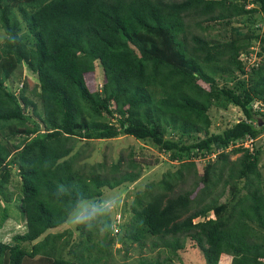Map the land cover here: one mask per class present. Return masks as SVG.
I'll use <instances>...</instances> for the list:
<instances>
[{
    "label": "trees",
    "instance_id": "16d2710c",
    "mask_svg": "<svg viewBox=\"0 0 264 264\" xmlns=\"http://www.w3.org/2000/svg\"><path fill=\"white\" fill-rule=\"evenodd\" d=\"M255 12L264 14V0H0V221L13 214L25 225L8 242L0 239V264H33L36 257L34 264H100L111 256L82 226L74 243L62 240L71 229L50 232L65 223L53 191L63 183L72 189L66 200L81 193L99 198L104 187L135 181L141 170L121 166H140L123 156L108 174L100 171L105 162L89 169L76 164V141L121 135L149 140L181 165L130 205L124 230L130 245L148 243L166 253L139 264L172 260L186 238L201 249L205 264H218L222 254L230 264H264V143L258 142L264 134V31L254 33L244 20L232 23ZM203 22L230 24V38L193 31L206 30ZM250 39L260 59L246 65L241 55L254 51ZM22 64L38 81V100L27 95V84L18 93L7 85ZM96 65L103 83L91 91L86 77ZM229 105L243 117L212 132L211 109ZM213 152L216 161L202 165ZM195 165L200 182L173 192L186 180L183 170ZM13 168L16 197L8 190Z\"/></svg>",
    "mask_w": 264,
    "mask_h": 264
},
{
    "label": "rangeland",
    "instance_id": "374dc122",
    "mask_svg": "<svg viewBox=\"0 0 264 264\" xmlns=\"http://www.w3.org/2000/svg\"><path fill=\"white\" fill-rule=\"evenodd\" d=\"M242 20L250 24L251 30L256 33H262L264 31V14L261 12H255L252 14H243L236 18L232 19L234 25H238ZM238 23V24H237ZM202 25L209 26L205 27L206 30H201L199 28L193 27V31L202 33L206 35L207 38L217 40V39H227L230 38V24L224 25L222 22H203ZM5 34L0 30V42L3 40ZM251 40V39H250ZM254 49L251 56L242 54L241 59L246 65L253 64L260 59V57L255 54L256 50L259 49L258 43L252 39L251 40ZM87 85L91 91L99 90L103 83V74L101 68L96 65L93 72L87 75L86 77ZM202 83V82H201ZM27 84V95L30 96L33 100H38L39 95V85L38 81L32 73L28 71L24 64L20 65L12 74L10 79L7 82V85L14 91L18 93V89ZM203 84V83H202ZM205 85V84H203ZM30 110V109H29ZM211 119L212 124L210 130L212 132H219L231 125L237 119H240L242 116L241 111L233 106L229 105L227 109L221 108H212L211 109ZM76 148L81 152L80 156L77 158L78 161L76 164L81 166L82 164L86 166L87 169L90 166L96 167V164L99 162H105L106 168H101L100 171L102 174H108V169L113 162L123 156L125 160H133L139 164V168L129 169L126 167V162H123L121 166L122 170H141L139 177L132 182H125L115 188L104 187L102 189V195H111L117 198L118 204L113 212L111 218L109 219V230L103 237H99L93 234V241H99L102 245L108 246V251L111 252V256L104 258L100 264H139V259L141 258H156L157 256L160 259L166 256L164 248H155L150 249L148 243L145 244V247L140 249L136 245H130V241L125 236V225L128 223L131 218V209L130 205L139 197L143 199L144 191L148 189H156L157 183L164 178V175L171 172L174 173L180 168L179 161H171L167 153L161 152L156 145H154L149 140H138L132 136L121 135L112 139H102V140H90V141H76ZM260 144L264 143V134H262L258 141ZM264 145V144H263ZM77 151V150H76ZM78 152V151H77ZM217 152H213L210 156L203 159L202 165H205L209 158L211 161H216ZM238 156L232 155L229 158L235 159ZM185 160L192 161V158ZM220 164L219 162L217 163ZM261 174L264 180V152L259 160ZM218 168V167H217ZM199 167L195 165L194 168H191L190 172L183 170L185 173V181L183 183H177L173 192L177 193L180 190H187L194 188L195 182L199 181L202 176L198 172ZM15 168L12 169V180L10 181L9 191L12 192L13 197H16L19 192L18 177L16 174ZM193 170H196L195 174ZM205 179L208 177V174H205ZM245 181L239 180L238 186L243 185ZM203 185L201 182L198 187L195 189V193L198 192L199 188ZM221 189V185L216 186L214 193H217ZM228 189L226 190V195H228ZM12 208V207H11ZM13 210V208H12ZM11 210V211H12ZM65 229H71L72 235H66L62 240L66 238L70 242H79L80 233L77 227H72L67 223H63L60 226L53 228L50 232H62ZM25 230V225L21 217L8 214L6 219L0 221V239L9 241L11 236L17 232H23ZM117 233V239L114 242H110L111 236ZM43 236L38 238L41 239ZM35 240V241H37ZM60 240V242L62 241ZM69 248V245H67ZM65 248V247H64ZM63 248V250H64ZM127 250V252H126ZM159 252V255H158ZM178 256H173L172 260L164 264H205L204 256L201 249L196 245L194 240L186 238L185 245L183 249L177 251ZM100 253L95 249L93 256H98ZM65 258H68L67 250L65 249L63 254ZM37 258V257H36ZM30 260L33 264L37 259ZM231 257L227 254H222L218 264H230ZM44 263V262H43ZM42 263V264H43ZM38 264V262H37Z\"/></svg>",
    "mask_w": 264,
    "mask_h": 264
},
{
    "label": "clouds",
    "instance_id": "9594fccd",
    "mask_svg": "<svg viewBox=\"0 0 264 264\" xmlns=\"http://www.w3.org/2000/svg\"><path fill=\"white\" fill-rule=\"evenodd\" d=\"M250 142L247 141L244 145L248 146ZM48 166L49 162L45 161L44 168ZM53 197L64 205L61 211L65 223L74 228L82 226L99 237H103L108 231V221L118 204L117 198L111 195L93 198L81 193L66 200L72 197V189L63 183L55 185Z\"/></svg>",
    "mask_w": 264,
    "mask_h": 264
},
{
    "label": "built area",
    "instance_id": "2783aa9c",
    "mask_svg": "<svg viewBox=\"0 0 264 264\" xmlns=\"http://www.w3.org/2000/svg\"><path fill=\"white\" fill-rule=\"evenodd\" d=\"M252 6V4H250Z\"/></svg>",
    "mask_w": 264,
    "mask_h": 264
}]
</instances>
